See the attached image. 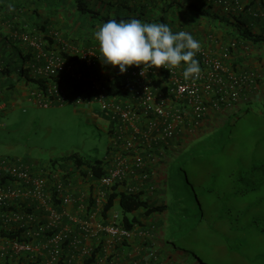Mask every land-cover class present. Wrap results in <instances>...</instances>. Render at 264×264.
Wrapping results in <instances>:
<instances>
[{"label": "crops", "instance_id": "1", "mask_svg": "<svg viewBox=\"0 0 264 264\" xmlns=\"http://www.w3.org/2000/svg\"><path fill=\"white\" fill-rule=\"evenodd\" d=\"M152 1L90 0V4L110 18L129 14L132 18L137 19L144 12L145 17L156 19L165 3ZM181 1L186 4L194 3L210 14L227 18L233 23L238 22L241 17L249 23V27L254 32L264 34V0H242L239 4L227 2L230 5H223L213 0ZM20 4L25 6L21 7ZM71 4L72 2L68 4V7L63 6L52 12L41 8V13L38 16H33L31 7L30 9L27 8V5L33 6L29 0H0V56L11 44L9 40H16L12 33L16 25L19 24L13 22L14 20L20 18L21 20L40 22L44 25L45 18H49L48 30L39 32L45 39L48 49L53 50L68 61L76 62L89 77H101L109 85L114 81H119L118 91L113 93V98L117 101L123 103L129 100L137 102L136 98L132 96L133 94L125 91L126 88L119 89L123 80L126 86V81L130 77V67L126 72L121 73L118 66L113 67L105 63L104 66H101V63L89 66L83 61L81 58L82 51L87 49L100 51L99 41L95 38L94 32L105 22H96L98 20L81 14ZM166 17L169 22L167 25L173 32L185 30L191 33L206 48L209 56L218 57L233 40L238 41V30L231 24L216 20L214 17L193 13L187 8H183L182 11L171 9ZM51 40L52 45H50ZM21 44L20 47L24 45L26 47L24 54H28L29 47L26 46V43L21 42ZM252 56L253 59L264 64V42L251 44L240 41L239 47L226 59L227 68H225L226 72L223 73L221 79L229 82L236 75L235 68L246 72L252 79L260 74L259 82L240 85L239 88L242 92L241 101L259 100L263 102L264 65L258 68L257 63L252 61ZM184 67L185 65L182 63L180 67L176 68L177 74L182 78H184ZM150 78L155 89L159 88L156 90L164 93L169 111L178 107L184 109L185 122L178 125L177 133L173 137L165 138L163 136L164 121L162 118L154 113L147 114L141 108H136L130 122L126 123L127 125L123 123L117 127L124 139H133L135 142L134 147L128 149L120 143L113 142L115 126L110 121V114L105 111L108 114V131L111 141L107 156L100 159L102 160L101 165L106 172L109 168L124 162L133 169V173L122 182L106 185L95 176L93 167L88 165L89 163H82L77 167L74 160L62 157L61 159L65 162L62 166L59 165L60 159H51V166L42 164L33 167L22 159L33 171L45 178V194L43 197L32 195L12 197L10 199L11 205L16 206V209L11 208V211L9 209L4 211L0 207L1 225L9 227L5 224L7 221L5 217L6 215L10 216L13 211H17L22 215V226L27 227L24 222L25 216L47 225L50 239L54 231L66 233L69 239L63 243L59 264H66L67 260H72L75 264H189L192 259L189 251L173 246L166 240V226L164 224L166 215L164 213L149 214L145 208L135 210L131 214L133 224L128 237L113 234L109 228L114 224L123 226L120 221L122 215L120 199L122 194L128 193L127 188L130 185L142 193L141 198L148 204L169 203L171 201L169 162L171 157L173 158L172 151L176 153L180 149H186L196 140L207 135L211 128L222 120L223 115L233 111L234 106L228 105L223 108L211 105L205 117L196 119L190 105L180 102L174 90L163 87L165 77L161 67L156 68L155 73L151 74ZM16 83L20 84L19 88L13 86ZM34 86L35 84L29 86L25 79L16 80L15 75L12 77L0 76V103L19 92L20 94L17 95L27 96L29 100L39 105V101L30 95ZM68 93L70 97L67 103L75 104L78 107L77 113L79 115L99 118V115L94 114L96 112L95 103H76L73 100V92L69 91ZM203 93L207 100H212L213 95L210 92L205 91ZM4 107V103L0 104V108ZM183 135L188 137H185L184 140H178V136ZM189 138L190 141H188ZM178 141L183 145L177 146ZM189 143L191 144L189 145ZM139 154L143 155L144 161L139 167H135L136 155ZM2 157L0 156V159ZM12 182L13 180L9 179L5 171L0 172V183L10 186L13 184ZM58 185H62V187L59 188ZM111 192L117 193V196L113 207L105 215L102 213ZM64 197L69 198L68 202L64 201ZM84 225H87L88 229H85ZM28 237L31 238L32 236ZM32 240L39 241L36 247L39 254L38 258L41 261L39 264H53L48 257L49 249L52 246L51 240L44 242V237H32ZM0 242L8 243L1 237ZM10 244L9 249L5 251L7 253L16 251L15 243ZM99 244L102 246L100 255L94 262L88 263L87 259L92 250ZM83 245L89 247L87 253L80 252ZM0 255L5 254L0 252Z\"/></svg>", "mask_w": 264, "mask_h": 264}, {"label": "trees", "instance_id": "2", "mask_svg": "<svg viewBox=\"0 0 264 264\" xmlns=\"http://www.w3.org/2000/svg\"><path fill=\"white\" fill-rule=\"evenodd\" d=\"M29 1L33 6L27 5V8L31 7L33 16H38L41 8L52 12L63 6L68 7V4L72 2L71 6L76 7L81 14L98 20L96 22H107L110 19L117 21L132 19L129 14L117 18L103 15L91 6L90 0ZM159 1L165 4L161 8L158 19L145 17L144 12L137 19L167 24L169 22L166 16L171 9L182 11L183 8H187L193 13L211 16L216 20L231 24L238 30V45L240 41L251 44L264 42V34L254 32L249 27V23L241 17L238 22L233 23L227 18L210 14L194 3L186 4L181 0H153L152 2L158 3ZM19 6L24 7L25 5L20 4ZM48 22L49 18H45L44 25L20 18L16 20L20 29L28 31L32 36L39 34L40 31H47ZM12 41L21 43L20 39L9 40L10 43ZM52 43L51 40L50 45ZM18 53L23 60L21 67L18 66L17 57L12 51H8V48L4 54L1 53L0 76L15 75L18 81L25 79L29 84L39 83L46 88L45 80L41 79L40 73L37 72L43 61H35L34 55L24 54L21 49ZM117 83L118 81H115L112 85V93L118 91ZM219 92L217 89L212 100L204 102L207 109L211 105L223 108L228 106L227 103L218 100L219 97L220 100L224 98L223 93ZM229 100L233 99L229 96ZM250 126L256 128L257 133L264 132V101L237 102L233 111L223 115L222 120L213 126L207 135L196 140L186 149H180L176 153L173 151L169 180L171 201L169 203L148 204L141 198V192L122 194L120 199L121 225L130 229L133 224L131 214L139 208H145L149 214L164 213L166 215L164 223L166 240L173 246L189 251L192 255L189 264H264V154L259 151L264 143L259 142L255 146L256 152L251 149L249 144L251 133H248ZM111 131L114 132L112 129ZM240 135L242 139H239ZM239 140H242L243 147H240ZM216 153H222V158L216 159ZM66 159L74 160L77 167L82 163H89L88 165L93 167L97 178L104 175L102 160L98 158L83 160L78 158L76 153H71ZM4 160L6 157L0 159V172L4 171L2 167ZM59 161L61 162L59 165H64L63 159ZM116 196L117 193L111 192L102 214L106 215L113 207ZM9 208L16 209V206L12 205ZM27 232V227L20 224L6 227L0 223V237L8 243L32 244ZM101 249L100 244L94 247L87 262H94L100 255ZM38 257V251L35 250H22L17 253L13 250L0 256V264H39L41 261Z\"/></svg>", "mask_w": 264, "mask_h": 264}, {"label": "clouds", "instance_id": "3", "mask_svg": "<svg viewBox=\"0 0 264 264\" xmlns=\"http://www.w3.org/2000/svg\"><path fill=\"white\" fill-rule=\"evenodd\" d=\"M213 1H215L217 3H220V4H223V5H230V3L239 4V3L242 2V0H222V1L213 0ZM227 2H230V3H227ZM13 22L16 23V20H14ZM16 31H21L20 25H16V27L13 30V33H12L13 36L16 39H20L19 37H17L14 34ZM38 35H40V34H38ZM94 36L99 41V45H100V51H97V52H100L102 54L100 56L102 61H103L101 63V66H104V63L107 64V65H111L113 67L118 66L119 67V71L121 73L126 72L128 70V68L130 67V77L126 81V86L124 85V80H123V84L120 85L119 89L126 88L125 91L129 92L130 94H133L132 96L136 98L137 102H133L131 100L125 101L124 103L122 102L125 106L129 105V106L132 107L131 108L132 109L131 117H132V115H133V113H134L136 108H141L145 112L144 108L139 104L138 94L136 93V89H135L136 87L135 88L131 87V83L130 82H132L133 84L134 83L137 84L136 79L131 75V70H132L131 66L139 67V66L143 65L144 68L142 70V73H143L145 68L153 67V71L148 73V80L150 81V84L153 87L156 96L159 97V98H165V100H166V97L164 96V93L163 92H158L156 90V89H159V88L155 89V87L152 84L151 78H150L151 74L155 73L156 68L161 67V69L163 71H165L164 72L165 79H163V84H164L163 87H167L168 89L174 90L175 95H177L175 87H174V85L171 82L170 70L171 69L174 70V72H175L174 76L175 77H178V78L184 79V80H188V79H197V78H199V75L201 73V69H203V67H204L203 64H202V61H201V55L197 54V53L201 50V48L204 51H206V52H207V50H206V48L203 45H201L200 41L195 39L191 33L187 32L185 30L179 31V32H173L171 30V28L169 27V25H167L165 23L142 22L140 19H136V18H132V19H130L128 21H124V20L117 21L115 19H110L107 22H105V23H103L102 25L99 26L98 30H96L94 32ZM21 42L23 44L26 43L23 40H21ZM233 43L235 44L234 46H232ZM19 44L22 45L21 43H19ZM46 45H47V43H46ZM239 45H238V41L233 40L226 48H224L222 50L221 54L218 57L209 56L213 60L215 58H220L222 56L223 52L226 49H229V52H230L229 56L227 58L223 59V67L224 68L219 72L221 77H223V73L226 72V69H225V68H227L226 64H225L226 59H228L232 55V52L234 50H236L239 47ZM26 46L29 47V52L28 53L34 55L33 59L35 61H43L41 58H38L37 51L32 46H30L28 43H26ZM24 47H25V45H24ZM182 63L185 65L184 71H183V77L184 78L180 77L177 74V69H176L177 67H180ZM234 72H235L236 75H234L229 80V82L228 81L226 82V81H223V80H222L223 84L216 82L215 85L213 86V88L210 89V90L209 89H205L204 87H202L200 89V93L202 95L203 101L205 102L207 100L205 98V95H204L203 92L208 91L212 95H214V93L217 92V89H219V91H220L219 93H223L222 96L224 98H223V100H220L219 99L220 97H219L218 100L219 101H223L225 103H227L226 101H228L227 105L236 106L237 102L241 101V96H242V92H241V90L239 88L240 85L244 86L245 84H248V83H251V82L257 83V82H259V79H261V75L260 74L255 76L254 79H252L246 72H244V71H242L240 69H238V70L235 69ZM165 74H166V76H165ZM40 76H41V79L45 80L46 87H47V85L49 83H52L54 81H59V82H62L65 86H67L68 89H70L71 91H72V89L74 90V88H78V86L74 85L72 80L65 81V79L63 77H59V79H57V77L47 78V77H44L41 74H40ZM87 77H89V76L87 75ZM234 77L239 78V82L237 84H235V85L232 83ZM114 83H115V81L111 85H109L107 83L111 98H113V93L111 92V87H112V85ZM117 85H118V83H117ZM36 88H42V89H45V88H44L43 84H39L38 83V84H35V86L31 90V94H30L31 97L33 99L39 101L38 98H36V97H34L32 95V91L34 89H36ZM117 89H118V86H117ZM233 89L238 91L239 95H238V99H233L232 101H230L229 100V96H230V92ZM127 92H125V93H127ZM177 98L180 99V102L186 103L187 105H190L192 107L193 114L195 115L196 119H201V118L206 116V114L208 112L207 107H206L205 114L202 117L199 118V117L196 116L195 110H194V106L191 103L188 102V98L187 97H178V95H177ZM114 100H116V99H114ZM86 102L95 103V101H86ZM119 102H121V101H119ZM76 103H78V102H76ZM81 103H83V102H81ZM54 104H65V103L54 102L53 104H51L49 106H52ZM165 104H166L165 107L167 109V103H165ZM39 105L44 106V105L41 104L40 101H39ZM49 106H45V107H49ZM180 106L185 107L183 105H180ZM214 106H218V105H214ZM178 108L181 109V111L183 112L184 118L182 119V121L176 123V131H175V133H177L178 125L185 122V120H184L185 119L184 109L180 108V107H178ZM178 108H176V109H178ZM176 109L173 110V111H169L167 109V111L170 112V114H173L176 111ZM104 111H106V110H104ZM107 112L110 114V121H111L112 125L115 126V133H114L113 142L120 143V145H122L123 147L125 146L126 148H128L127 145H126V142L131 140L133 142V146L128 148V149L133 148L134 145H135V142L133 141V139H124L123 136L121 135L122 139L117 140V136L120 134L119 129H117V127H119V125H121L123 123H121L120 121H115V119L112 118L111 113L109 111H107ZM145 113L149 114V113H154V112H145ZM154 114L157 115L156 113H154ZM157 116L163 119L164 126H165V121H166L165 117H162L160 115H157ZM131 117H130V119L128 121H124V124L130 122ZM163 128H162V134H163ZM175 133H174V135H175ZM163 136H164V134H163ZM173 136H171V137H173ZM164 137L165 138H170V137H166V136H164ZM137 156H142L143 157V155H141V154L136 155V157ZM17 159H20V158H17ZM17 159L6 158V160L10 164L17 162L18 161ZM19 162L24 163L22 160L19 161ZM2 167H3V170L5 171V173H7V175L9 176V179L13 180V182H12L13 184L10 185V186H6V185L0 183V187L8 190V189L13 188L15 186H19L17 180L10 174L9 170L7 169V167H5V166H2ZM112 168L113 167L109 168L104 173L103 176L99 177L100 180ZM29 170L31 172H33L34 175L41 177L44 180V183L46 182L45 178L42 177L41 175H38V173L33 171L31 169V167H29ZM130 175H128L127 178ZM127 178H125L124 180H126ZM116 183H113L111 185H114ZM58 187L61 188L62 185H58ZM128 187H133V186L130 185ZM133 188H134V191H132V192L128 191V188H127V192H128L127 194H139L140 193L138 190L135 189V187H133ZM44 194H45V189H44ZM23 195H27V194H21L19 196H23ZM12 197H18V196H12ZM12 197L7 199V203L6 204H0V207L2 209H4V211H6V209H9L11 211V209L9 207L12 206L11 205V200H10ZM64 201H65V197H64ZM65 202H68V201H65ZM13 213L19 214L17 211H13ZM12 214L10 216H12ZM10 216L6 215V217H10ZM22 222H23L22 219L16 220V218H11L9 221H6L5 224H7L9 226L13 225V224L22 225ZM24 222H25V225H27V228H28L27 235L28 236H32V237H36V238L44 237L45 238L44 242H48L49 240H51V243H52L51 249L53 248L52 239H53L54 236L59 235V234L65 235V238L60 242V251H61V249L63 247V243L69 239V238H67V234L66 233L58 232V231H54L52 233L51 239H50L49 233L47 231V228H48L47 225H44V224L40 223L37 220L29 219L26 216L24 217ZM41 226H44L45 229H44V231L38 233V230H39V228ZM111 227L127 230L129 232V234H130V229H128V228H126L124 226H120V225L114 224ZM117 235H120V234H117ZM120 236L128 237V235H120ZM32 237H31V241H32L31 243L32 244H30L32 248L30 250L38 251L36 249L37 246L35 247L33 245L34 244V240H32ZM15 243H17V242H15ZM18 244H20V243H18ZM23 245H25V244H23ZM83 246H85V245H83ZM83 246H81V247H83ZM85 247L89 251V247L88 246H85ZM51 249H49V250H51ZM16 251L19 252V251H22V250L21 249L20 250L16 249ZM80 252H82L81 248H80ZM48 253H49L48 257L50 258L49 260L51 262L50 252H48ZM60 261H61V252H60L58 260L54 261V262H51V263L59 264ZM67 261H66V264H67Z\"/></svg>", "mask_w": 264, "mask_h": 264}, {"label": "built area", "instance_id": "4", "mask_svg": "<svg viewBox=\"0 0 264 264\" xmlns=\"http://www.w3.org/2000/svg\"><path fill=\"white\" fill-rule=\"evenodd\" d=\"M222 1V0H217ZM24 42L28 43L37 51L38 58L43 60V64L38 68V73L47 78L63 77L65 81L72 80L75 86L73 91V100L81 103L86 101H95L101 104V107L109 111L112 118L115 121H128L131 117L132 107L125 106L122 102L116 101L110 96L107 83L98 76L87 77L85 72L79 68L76 62L68 61L63 56L58 55L53 50L46 48V42L40 35H31L28 31H16L14 33ZM235 44L233 43L232 46ZM201 55V61L203 69L199 78L197 79H180L174 76V70L171 69V82L175 87L178 97H187L188 102L194 106L195 114L197 117H202L206 112V105L202 99L200 89H212L216 82L223 84L219 72L224 68L223 59L227 58L230 54L229 49H226L220 58L214 60L209 57L206 51L202 48L199 51ZM100 52L94 49H87L81 52V58L89 65L94 66L98 63H102ZM131 75L136 79V83H131V87L136 89L138 94L139 104L144 108L145 112H154L157 115L165 117V126L163 128V134L166 137H171L176 131V123L182 121L184 118L181 109H176L173 114L167 111L165 107V98H159L156 96L153 87L148 80V73L153 71V67L144 68L143 65L131 66ZM239 82V78L234 77L232 83L235 85ZM69 91L67 86L62 82L54 81L49 83L45 89L36 88L32 91V95L39 99L42 105L49 106L54 102L66 103L69 101ZM238 91L232 90L230 97L232 99H238ZM122 139L121 134L117 136V140ZM128 148L133 146L131 140L126 142ZM143 162L142 156H137L135 160V167H139ZM3 166L7 167L10 174L17 180L19 186H15L8 190L0 187V204H6L7 199L12 196H19L21 194L33 195L35 197L44 196V180L33 174L29 170V167L22 162L8 163L7 160L3 161ZM133 173V169L121 162L115 167L110 169L107 174L101 179L103 184L111 185L116 182H121L128 175ZM23 183V185L21 184ZM128 191H134L133 187H128ZM69 198L65 197V201ZM7 221L11 218L16 220L21 219V215L13 213L10 217H5ZM85 229H88L87 225H84ZM45 227L41 226L38 233L44 231ZM109 230L113 234L129 235L127 230L110 227ZM65 238V235L59 234L53 237V248L50 250L51 262L57 261L60 255V242ZM15 248L18 250H30L32 247L30 244H18L15 243ZM83 253H87L88 250L85 246L81 247ZM67 264H74L72 260H68Z\"/></svg>", "mask_w": 264, "mask_h": 264}, {"label": "rangeland", "instance_id": "5", "mask_svg": "<svg viewBox=\"0 0 264 264\" xmlns=\"http://www.w3.org/2000/svg\"><path fill=\"white\" fill-rule=\"evenodd\" d=\"M11 43L7 46L8 51H12L17 57L18 66L21 67L23 60L18 55V50L23 48L26 53V48L20 47L18 42ZM252 61L257 63L258 68L264 65L261 61L253 59V56ZM19 85L14 84L16 88H19ZM17 94L20 93L16 92L9 99L1 101L5 107L0 108V156L9 159L20 158L33 167L42 164L51 166V159H61L71 153H76V156L83 160L103 159L107 156L111 136L108 131V114L100 103L95 102L94 114L99 115V118L93 117L96 119L94 120L87 115H79L78 107L72 102L45 107L35 104L27 96ZM226 128L230 129L229 126ZM248 133H251L249 144L252 150L259 142L264 143V132L257 133L256 128L250 126ZM185 137L188 136H178V140H184ZM239 139H242L241 135ZM239 141L240 147H243L242 140ZM176 145L183 144L178 141ZM259 151L264 154V144ZM173 153L172 151V155ZM215 156L219 159L223 154L216 153ZM171 163L172 157L169 162L170 173ZM34 244L36 247L39 241L35 240ZM9 245L11 244L0 242V252L6 255L5 251L9 249Z\"/></svg>", "mask_w": 264, "mask_h": 264}]
</instances>
